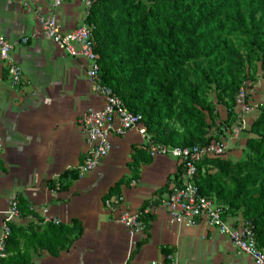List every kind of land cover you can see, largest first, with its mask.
<instances>
[{
	"label": "crops",
	"instance_id": "0c3cea01",
	"mask_svg": "<svg viewBox=\"0 0 264 264\" xmlns=\"http://www.w3.org/2000/svg\"><path fill=\"white\" fill-rule=\"evenodd\" d=\"M39 14L56 16L62 31L70 32L84 23L87 9L81 0L67 1L59 8L44 2L27 7L23 0H0V33L14 44V56L24 72L23 84L13 86L0 62V128L4 140L0 152V237L4 214L10 202L18 199L28 210L21 211L15 220L19 227L45 226L44 209L61 224L71 225L76 219L84 227L82 237L58 256L47 251L38 254L34 247H28L33 264H171L163 248L177 264H255L227 236L204 224L177 225L163 208L153 215L147 235H138L132 243L118 221L119 213L112 214L106 208V196L125 180L121 187L124 207L140 211L145 203L169 195L178 171V162L170 157L152 158L150 163L140 162L136 169L130 167L135 149L142 143L136 133L113 137L110 156L95 171L80 174L68 191L50 187V182H57L66 171H79L88 151L79 121L87 110L101 109L104 99L89 82L87 63L61 51L44 35ZM23 38H28L26 44ZM260 80L253 89L255 111L249 122L258 116V105H264V78ZM248 137L243 133L238 139L230 138L227 156L241 159ZM163 189L167 191L158 193ZM237 216L230 217V222ZM146 238L147 243L135 252Z\"/></svg>",
	"mask_w": 264,
	"mask_h": 264
},
{
	"label": "trees",
	"instance_id": "16d2710c",
	"mask_svg": "<svg viewBox=\"0 0 264 264\" xmlns=\"http://www.w3.org/2000/svg\"><path fill=\"white\" fill-rule=\"evenodd\" d=\"M85 21L94 29L102 83L129 111L143 116L156 144L204 146L227 137L238 121L241 88L253 89L264 78V0H95ZM257 110L244 132L249 137L242 158L201 162L197 184L201 195L228 208L225 216L242 211L264 247V105ZM142 161L152 158L136 148L130 167ZM79 176L77 170L66 171L50 187L68 191ZM124 183L119 181L105 201L121 195ZM161 199L145 203L142 211ZM21 204L20 210L28 211ZM153 219L142 217L146 235ZM11 230L4 264H33L30 246L38 254L58 256L84 234L76 219L41 228L13 223ZM145 243L147 238L135 252Z\"/></svg>",
	"mask_w": 264,
	"mask_h": 264
},
{
	"label": "built area",
	"instance_id": "2783aa9c",
	"mask_svg": "<svg viewBox=\"0 0 264 264\" xmlns=\"http://www.w3.org/2000/svg\"><path fill=\"white\" fill-rule=\"evenodd\" d=\"M71 0H23L25 6L44 2L53 8L61 7ZM87 9V15L95 0H81ZM38 21L42 32L53 40L56 46L69 56L84 60L88 65L87 75L90 84L96 94L104 99L101 109H89L79 121L83 134L87 138L88 151L84 161L79 167L80 174L95 171L108 158L113 151V137L125 136L128 133H136L142 143L140 149L149 157L174 158L178 162V171L172 178V186L167 197L160 200L159 205H152L144 211H131L124 207L123 195L112 196L105 202V206L112 214L119 213L118 221L128 231L132 243H136L138 235L145 236L146 226L142 220L144 215H154L158 209L163 208L168 212L171 220L177 225L194 227L204 224L209 229H215L227 236L233 246L249 255L255 264H264V247L257 240L254 226L245 220L242 214L230 222L232 216H225L228 208L218 204L215 198L201 195L197 184L198 165L207 160L225 157L228 153V144L231 139H238L244 132L250 129L249 116L254 113L252 104L253 89L244 85L237 98L238 121L232 132L228 131L227 137L221 140H213L208 145L191 147H170L156 144L148 132V127L143 116L134 114L127 109L124 102L106 85L100 78V55L95 50L94 29L86 21L70 32H63L56 16L38 15ZM28 38H23L26 44ZM0 62L8 72L13 86L23 84L24 72L14 56V44L0 33ZM231 138V139H230ZM4 146L2 131L0 128V152ZM179 176V177H177ZM45 222L56 225L61 220L49 216V210L44 209ZM21 216L18 199L10 202L9 209L4 214L3 230L0 237V261L7 257V242L11 236V225ZM171 264L173 256L169 255ZM129 264V263H126ZM150 264H159L152 262Z\"/></svg>",
	"mask_w": 264,
	"mask_h": 264
},
{
	"label": "rangeland",
	"instance_id": "374dc122",
	"mask_svg": "<svg viewBox=\"0 0 264 264\" xmlns=\"http://www.w3.org/2000/svg\"><path fill=\"white\" fill-rule=\"evenodd\" d=\"M263 77H264V76H263ZM260 81H261V80H260ZM262 82H263V81H262ZM261 94H264V93L261 91ZM222 112H223V110L221 111V115H223ZM239 150H241V149H239ZM242 156H243V155H242Z\"/></svg>",
	"mask_w": 264,
	"mask_h": 264
}]
</instances>
